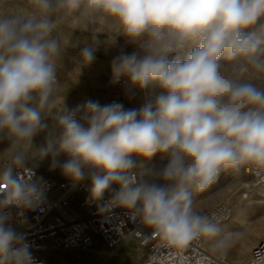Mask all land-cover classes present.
Wrapping results in <instances>:
<instances>
[{"label": "clouds", "instance_id": "clouds-1", "mask_svg": "<svg viewBox=\"0 0 264 264\" xmlns=\"http://www.w3.org/2000/svg\"><path fill=\"white\" fill-rule=\"evenodd\" d=\"M72 20L89 33L74 45L80 75L115 48L109 82L138 106L68 104L59 31ZM0 145V264H41L8 211L46 201L42 176L17 174L29 159L83 188L102 218L226 256L242 234L199 210L196 194L222 172L264 179V0H0Z\"/></svg>", "mask_w": 264, "mask_h": 264}, {"label": "built area", "instance_id": "built-area-1", "mask_svg": "<svg viewBox=\"0 0 264 264\" xmlns=\"http://www.w3.org/2000/svg\"><path fill=\"white\" fill-rule=\"evenodd\" d=\"M115 88L119 89L121 86L116 85ZM113 101L122 102L120 94L116 92L109 94L104 104ZM16 171L22 180H33L42 176L47 181L45 203L34 210L17 207L8 209L12 221H17L20 226L18 230L23 231L33 245L34 255L41 264L46 263L39 257L40 253L87 252L96 249V240L103 244L104 262H108L131 243H136L143 251L144 264H251L254 254L260 256L264 253V241L258 243L248 258L239 263L231 262L227 256L218 257L208 251L203 243L194 242L185 249L163 247L162 241L139 220L134 221L122 214L117 217L98 216L95 207L86 204L87 194L83 188L73 190L65 179H53L30 166H24ZM245 171L255 183L264 184V179L257 177L251 169ZM5 192L6 186L0 185V194ZM247 195L248 192H245L242 196L247 198ZM77 197H80L79 216L71 209V201ZM233 211L232 205L224 202L205 213L214 216L221 225L232 218Z\"/></svg>", "mask_w": 264, "mask_h": 264}, {"label": "rangeland", "instance_id": "rangeland-1", "mask_svg": "<svg viewBox=\"0 0 264 264\" xmlns=\"http://www.w3.org/2000/svg\"><path fill=\"white\" fill-rule=\"evenodd\" d=\"M77 24V20H72L71 22L62 25L59 31L60 38L67 43L65 54L58 61V74L60 80L62 81L63 91H69L67 96L68 104L74 105L89 98L99 101H105L109 94H114L116 92L120 94L122 102L126 106H138L141 103L140 99L129 102L127 99H125L121 88H115V86H112L110 84L109 62L101 64L96 61L90 67L85 68L80 75L79 67L75 60L76 48L74 47V45L87 42L89 39V33L87 31L78 30L75 27ZM67 31H69L70 33H67ZM102 38L110 42L113 39V36L109 32L105 33ZM121 43H123V41H121ZM128 50L131 51L130 48ZM115 51L116 49L113 48L110 49L106 54L104 50H101V57L110 60L111 57L115 54ZM3 147H6V145H0V156L3 155ZM2 163L3 161L0 160V165H2ZM34 165L41 174L51 178H55L57 180H64L59 172L49 171L47 165H41L38 163V161L29 159L25 164V166H30L32 168H35L33 167ZM243 184L251 186V189L252 186H256V191L260 190L263 187V185H258L257 183H255V181L246 173V171H244L240 175H233L229 172H222L217 181L213 183L205 192L196 194L197 207L203 212L211 210L217 205L224 202L230 203L234 208L232 218L228 222L221 224L220 226L223 227L225 225L237 224L238 230L233 233H245V235L249 237L251 248L244 258H234L235 249L238 246L241 237L243 236L241 235L237 243L226 255L233 263H239L246 260L251 250L258 243L264 241V227L261 226L263 215L262 213L256 211L257 206L255 203L246 204L241 201V196L245 192H247V189H242ZM79 198L80 197H77L71 201V209L75 211L76 216H79L81 214V210L79 208ZM258 198V196H254L253 200H257ZM242 220H244L245 222H242ZM13 225L16 227L19 224L17 221H14ZM95 242L96 249L91 250L90 252H102V242L100 240H96ZM206 248L211 252L207 245ZM59 252L63 256L67 255L66 252ZM72 253L81 255L82 253L86 252L72 251ZM77 255L75 256V263L79 261L81 264H96V262L98 261L97 257L102 261L105 260L104 255L96 256V254L94 253H89L87 255L81 256ZM72 263L75 264L74 262ZM104 264H144L143 251L138 247L136 243H131L124 249H121L112 259L108 260V262H104Z\"/></svg>", "mask_w": 264, "mask_h": 264}, {"label": "bare ground", "instance_id": "bare-ground-1", "mask_svg": "<svg viewBox=\"0 0 264 264\" xmlns=\"http://www.w3.org/2000/svg\"><path fill=\"white\" fill-rule=\"evenodd\" d=\"M33 167H35L36 169V166L34 165ZM41 170V169H40ZM46 172V171H45ZM55 179V178H53ZM263 187L256 191L255 190V187L256 186H252V189H251V186H248V185H245L243 184L242 185V189L245 188L247 189V192H248V195H247V198H244L243 196H241V201L248 204V203H255L256 206H257V210L259 213H262L263 215V218L261 220V226L264 227V184H262ZM222 191V190H221ZM220 191V192H221ZM216 195V194H215ZM219 195V194H218ZM217 195V196H218ZM254 196H258L259 198L257 200H253L254 199ZM216 197V196H215ZM214 198V197H213ZM218 198V197H217ZM211 199V198H210ZM249 207V206H248ZM254 213V212H253ZM244 220H242L243 222ZM245 222V221H244ZM12 223H14V221H12ZM260 225V224H259ZM258 225V226H259ZM17 229L20 228L19 225L16 226ZM223 230L225 231H228V232H236L238 230V225L237 224H233V225H225L223 227H221ZM252 228V227H250ZM254 228V227H253ZM263 230V229H262ZM243 236L241 237V240L239 241V244L238 246L236 247L235 249V252H234V258L235 259H242L246 256V254L250 251V248H251V243L249 241V237H247L244 234H242ZM243 239V240H242ZM252 251V250H251ZM251 253V252H250ZM98 255H103L102 252H97ZM235 263H238V262H235Z\"/></svg>", "mask_w": 264, "mask_h": 264}, {"label": "crops", "instance_id": "crops-1", "mask_svg": "<svg viewBox=\"0 0 264 264\" xmlns=\"http://www.w3.org/2000/svg\"><path fill=\"white\" fill-rule=\"evenodd\" d=\"M67 33H70L69 31H67ZM97 62L99 63H106L109 62L110 60L106 59V58H102L101 57V53L98 52L97 54ZM107 101V99L105 101H100L102 104H104ZM96 252V251H95ZM90 252L87 251L86 253H82L81 255H87L89 253H94L96 254V256H98L97 252ZM67 255H61L59 251H47V252H43L39 254V257L46 263V264H73L72 262L75 263V256L77 254H74L72 252H66ZM81 255H77V256H81ZM98 261L96 262V264H104V260H100L97 257ZM75 264H81L79 261L76 262Z\"/></svg>", "mask_w": 264, "mask_h": 264}]
</instances>
